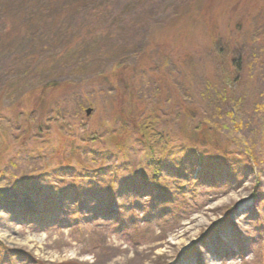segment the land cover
Masks as SVG:
<instances>
[{
    "label": "rangeland",
    "instance_id": "rangeland-1",
    "mask_svg": "<svg viewBox=\"0 0 264 264\" xmlns=\"http://www.w3.org/2000/svg\"><path fill=\"white\" fill-rule=\"evenodd\" d=\"M172 3L135 0L122 8L145 5L140 19L151 13L148 5L156 4L160 13ZM186 3L181 18L151 26L140 44L132 40L124 48L106 46L114 32L111 19L112 23L100 29L97 25L89 33L78 34L79 29L68 36L61 50H49L50 55L33 65L28 59L16 69L15 79L0 96V191L10 193L25 186L26 193L34 190L30 183L42 169L53 171L50 180L56 183L55 170L61 167L70 173V165L73 169L94 167L98 158L93 154L99 151L109 153L103 165L118 172L115 187L134 174L152 177L155 164L161 160L162 166L170 143L193 138L199 139L193 144L201 146L206 137H214L189 130L200 121L206 133L204 126L220 133L221 145L227 144L228 149L239 143L243 146L233 120L223 121L217 114L224 115V108L233 105L248 111L256 95L264 107V59L256 60L257 51L252 49L264 42V32L256 36L264 30V0ZM116 20L127 24L123 17ZM65 23L63 20L55 32L57 40L65 34ZM19 31L21 34L22 29ZM114 54L122 57L114 59ZM239 56L241 71L233 63ZM61 77L70 80L65 85L49 83ZM78 103L84 105L82 109ZM155 103L159 106L154 110ZM127 116L134 117L141 129H135ZM261 119L264 156V117ZM143 133L144 138L140 137ZM146 139L149 142L143 144ZM74 146L79 150L72 151ZM36 156L40 161L30 160ZM166 174V170L159 174L160 184L172 182ZM242 177L241 184L232 180L218 187L202 184L193 192L186 191L175 221L173 215L164 213L144 223L146 197L139 196L136 226L142 234L138 241L100 216L89 215L77 226H30L11 214L13 205L10 210L0 205V249L27 254L32 259L29 264H264V200L258 216L250 212L258 173ZM63 181L77 179L64 176ZM53 193L48 190L45 194ZM117 199L125 201L120 196ZM37 209L45 210L43 206ZM13 263L28 264L15 258Z\"/></svg>",
    "mask_w": 264,
    "mask_h": 264
},
{
    "label": "trees",
    "instance_id": "trees-1",
    "mask_svg": "<svg viewBox=\"0 0 264 264\" xmlns=\"http://www.w3.org/2000/svg\"><path fill=\"white\" fill-rule=\"evenodd\" d=\"M129 1L135 0H0V96L5 92L6 86L15 79L16 69L24 61L29 59L28 64L33 65L42 57L50 55L49 50L53 51L58 48L61 50L66 44L68 36L76 34L79 29L81 30L78 31V34L89 33V30L96 28L97 25V28L100 29L102 26L112 23L109 21L113 19L112 30L114 32L107 40L108 44L105 45L114 48V44H117L124 48L126 43L132 40L140 44V41L149 35L151 26L177 21L184 13L183 6L187 4V0H172L173 3L169 4L165 11L161 10L160 13L155 9L154 5L156 4L148 5L151 13H148L146 18L138 19V15H141L145 5L123 10V4ZM179 7L184 9L177 11ZM146 9L145 7L144 11ZM119 17L125 18L127 24L123 25L121 20H116ZM63 20L66 21L65 34L57 40L55 32ZM19 29H22L23 34L22 32L20 34L21 30L19 31ZM15 32L17 33L16 37ZM261 32L264 30L261 29L257 32L259 34L256 35L257 38ZM261 39L264 40V38ZM112 41L113 43H111ZM256 42L257 39H254V43ZM51 44H54L55 47L51 48ZM136 48L138 49V47ZM252 49L257 51L254 55L256 60L264 59V42L256 44ZM132 51L135 56L136 49ZM114 55V59L122 57L121 54ZM240 56L233 62L238 71H241L242 67ZM66 78L61 77L49 83L56 85L58 82H64L65 85L70 80ZM131 93H134L133 88ZM222 94L226 95L225 90L222 91ZM131 103L135 104L133 101ZM82 105L80 106L78 103V109H82L84 106ZM260 105L262 103L259 102L256 95L252 108L248 111L233 105L230 108H224L225 112H222L224 115L217 114L218 118H225L223 121L231 122L233 120V127L237 129L236 134L243 146L239 143V146L228 149L227 144L221 145L220 133L213 131L214 129L211 127L204 126L208 131L206 133L204 129H201L202 121H200V125L198 123L197 126L189 130H201L199 132L201 135L214 136L216 139L206 137V144H200L201 146L193 144L199 140L193 138L175 144L170 143L164 154L167 160H163L162 166L161 160L158 164L154 163L152 177H146L140 173L134 174L120 186L115 187L118 172L109 164L103 165L108 161L109 153L104 154L103 151H99L98 154H93L96 155L94 159L98 158L94 167L82 165L79 169H73L70 165L72 170L70 173L69 171L63 172L64 169L61 167L62 170H55L54 172H58V175H55L58 181L56 183L50 180L54 175L53 171L51 173L44 172L45 169H42L41 175L33 178L30 183L31 186H35L34 190L29 189V192L26 193L24 191L28 189L26 186L20 191L11 189L14 191H9L10 193L1 190L0 205L6 210H10L13 205L12 209L15 210H12L11 214L16 215L22 222H27L30 226L62 223H65V226H77L81 219H86L89 215L100 216L112 224L116 230L138 241V235L142 234L136 226L140 221L136 214V209L140 204L139 196L146 197V201L142 204L144 214L141 220L144 223H148L153 217L164 213L173 215L175 221L179 215L178 203L185 201L186 191L190 192L194 187L202 184L218 187L232 180L241 184L242 175L246 177L249 173L256 171L258 177L252 187L253 205L250 212L258 216V206L264 200V156L260 150L261 128L259 126V120L264 117V107ZM158 106V103H155L154 110L158 109ZM194 110L196 112V108ZM184 117L186 118V116ZM127 119L131 121L135 129H141L134 117L127 116ZM255 121L257 122L255 123ZM145 136L143 133L140 137L144 138ZM148 140L146 139V142L142 140V143L145 144ZM117 141L119 140L117 139ZM225 142L229 143V140L226 138ZM71 150L78 151L79 148L74 146L71 147ZM30 160L40 161V158L36 156ZM67 166L69 167V165ZM163 170L167 171L166 176L170 178L171 183L160 184L158 176ZM64 176L77 179V181L65 184L64 181L62 182ZM40 179L43 181L41 182ZM48 190H52L54 193L46 195ZM118 196L125 198V201L117 199ZM42 202L45 205H42ZM42 206L45 210L38 211L37 207ZM226 218L227 224L233 226L232 221L228 217ZM126 228L131 229L126 232ZM14 258L28 264L32 262V259L25 253L0 249V264H14Z\"/></svg>",
    "mask_w": 264,
    "mask_h": 264
},
{
    "label": "water",
    "instance_id": "water-1",
    "mask_svg": "<svg viewBox=\"0 0 264 264\" xmlns=\"http://www.w3.org/2000/svg\"><path fill=\"white\" fill-rule=\"evenodd\" d=\"M89 112H90V109H89V108H87V109H86V113L88 114Z\"/></svg>",
    "mask_w": 264,
    "mask_h": 264
}]
</instances>
